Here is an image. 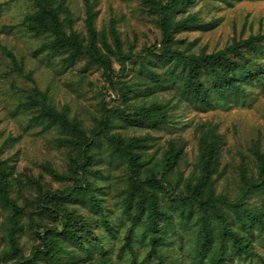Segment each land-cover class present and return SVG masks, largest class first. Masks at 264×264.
<instances>
[{"label": "rangeland", "instance_id": "1", "mask_svg": "<svg viewBox=\"0 0 264 264\" xmlns=\"http://www.w3.org/2000/svg\"><path fill=\"white\" fill-rule=\"evenodd\" d=\"M93 1L97 12L95 25L100 34L98 46L103 47V37L109 44H116L114 28L121 39L124 54L129 56L132 53L135 56L127 60L125 68L115 62L110 81L102 67L95 64L88 66V57L66 64L63 57L49 55L43 48L47 38L28 31L23 25L25 17L35 11L32 3L0 0V148H3L1 159L10 165L16 185L11 197L23 206L30 198L39 197L40 193L66 190L74 184L73 180L54 179L47 169L50 165L58 174L70 176L71 160L68 149L57 145L56 139L60 134L56 128L45 129L33 120L37 114L32 109L34 107L23 106L37 88L46 93L58 109L68 108L69 116L77 117L88 130L98 127L101 119L108 118V132L111 134L124 138H143L146 143L144 152L148 157L159 159L171 146L182 149V157L172 177L182 175L186 179L192 174L199 155L201 128L212 126L220 136L222 153L217 192L230 199L237 198L242 192L243 171L250 179L259 177L258 156L264 154V86L257 82L245 84L246 94L243 97L233 98L229 102L216 98L213 107L204 110L190 104L186 96H182L181 91L174 87L160 89L156 84L154 90L150 91L148 88L153 84L148 77L149 70L164 75L172 69V66L159 62V55L154 53H162L166 48L158 15L150 13L148 0ZM67 6L71 11L73 29L80 33L87 45L89 35L84 0H67ZM192 13H197L195 15L199 23L176 34L178 43L173 44V48L210 54L228 48L236 40L264 34V0H196L187 13L178 15V19ZM14 58L23 73L31 75L32 79L19 75ZM124 94L126 99L122 98ZM154 103L162 104L168 110L169 119L160 128L137 125L124 120L116 112L119 108L131 116L141 107H149ZM100 138L101 143L94 149L97 163L93 168H103L105 177H97L94 173H88V177L95 186L104 189L98 196L105 198L103 205L116 231L114 236L102 227L96 228L95 232L111 240L107 249L114 264H134V256L128 249L121 252L120 259L117 254L132 226V222L121 211L119 194L122 188L115 186L116 181L125 175L126 168L120 167L116 160L109 157L106 137L101 135ZM33 180L39 181L41 185L31 184ZM161 197L162 205L172 207L167 197ZM248 202L250 207L257 206L264 210V191L249 197ZM34 208L30 210L35 211ZM81 212L89 214L88 210ZM171 213L176 232L170 235V242L162 247L169 254L167 262L209 264V258L200 260L194 249L199 229L196 223L198 213L187 223L174 207ZM7 216L8 211L0 203V254L10 248L5 225ZM47 220L54 224L51 218ZM143 233L144 225L133 229V236L137 238L135 247H138L139 241L145 246L137 248L138 262L143 261L150 250L146 245L149 243L148 237H144ZM248 236L253 238L256 254L243 255L241 258L232 255L229 264H264V233L256 226ZM18 244L26 257L32 254L37 244L31 239L26 226L18 234ZM13 263L10 261L8 264ZM146 264L160 263L158 259L151 258Z\"/></svg>", "mask_w": 264, "mask_h": 264}, {"label": "trees", "instance_id": "2", "mask_svg": "<svg viewBox=\"0 0 264 264\" xmlns=\"http://www.w3.org/2000/svg\"><path fill=\"white\" fill-rule=\"evenodd\" d=\"M22 1L35 6V11L25 17L23 25L28 31L47 38L43 48L52 57L61 56L66 64L88 57V66L95 64L102 67L109 81L113 78L115 62L125 68L127 60L135 58L132 53L129 56L124 54L121 39L114 28L116 44H109L103 37V47L98 46L100 34L95 25L97 12L93 0H84L89 35L87 45L80 33L73 29L67 0ZM195 2L148 0L150 13L159 17L166 47L162 53H154L159 55V62L172 66L164 75L149 70L148 77L152 79L153 86L148 90L153 91L156 84L160 89L174 87L181 91L182 96H186L190 104L204 110L213 107L216 98L229 102L233 98L243 97L246 94L245 84L257 82L264 86V60H261L264 58V34L236 40L228 48L210 54L172 47L178 43L176 34L199 23L197 13L178 19V15L187 13ZM14 66L19 75L33 78L23 73L15 58ZM125 97L124 94L122 98ZM23 106L34 107L32 109L37 114L33 120L45 129L56 128L60 134L56 142L59 148L64 147L69 151L71 174L60 175L50 165L47 169L54 179L73 180L74 184L66 190L40 193L39 197L30 198L26 205L21 206L11 197L16 185L10 165L1 159L3 148H0V203L8 211L5 225L10 238L9 250H3L0 254L1 264L10 261L13 264H80L83 261L89 264H114L107 249L111 240L98 235L95 229L102 227L114 236L116 228L104 208L105 198L98 196L104 189L95 186L88 177V173L105 177L103 168H93L97 163L94 149L101 143V135L106 137L109 157L116 160L120 167L126 168L125 175L116 181L115 186L122 188L119 194L121 211L132 226L119 247L118 258L124 249H128L134 256V264H146L151 258L158 259L160 264H174L167 262L169 254L162 250L170 242V235L176 232L171 213L173 207L186 223L198 213L196 223L199 229L194 249L200 260L208 257L209 264H229L232 255L241 258L256 254L253 238L248 234L253 233L256 226L264 233V210L257 206L250 207L248 198L264 191V154L258 156L259 177L250 179L243 171L241 195L230 199L216 189L222 153L220 136L212 126L200 127L195 169L184 179L182 175H171L182 157V149L171 146L159 159L148 157L144 152L146 143L143 138L111 134L108 132V118L101 119L98 127L88 130L77 117L69 116L68 108L58 109L47 94L37 88ZM116 112L124 120L151 128H160L169 119L167 108L158 103L141 107L131 116L119 108ZM31 184L41 185L37 180ZM161 195L168 198L172 207L166 208L160 203ZM31 207L36 210H30ZM82 210H88L89 214H82ZM47 218H51L54 224ZM139 225H144L143 236L148 237L149 245H146L150 248L141 262L137 261L136 251L143 243L139 241L140 244L135 247L137 238L133 236V229ZM24 226L30 232L31 239L37 242L28 257L24 256L18 244V234L22 233Z\"/></svg>", "mask_w": 264, "mask_h": 264}]
</instances>
